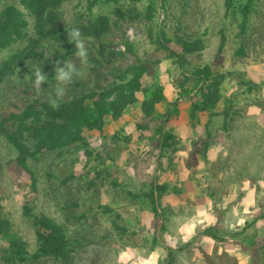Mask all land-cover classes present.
<instances>
[{"label":"rangeland","instance_id":"1","mask_svg":"<svg viewBox=\"0 0 264 264\" xmlns=\"http://www.w3.org/2000/svg\"><path fill=\"white\" fill-rule=\"evenodd\" d=\"M9 3L22 8L0 0V9ZM91 4L64 0L60 22L108 17L102 37H84L88 64L74 56L67 34L44 40L37 58L0 80V119L38 97L55 98L57 51L65 55L62 62L71 59L83 72L66 86L62 100L119 82L126 69L141 63L165 99L154 118L130 109L111 119L105 132L88 131L85 141L28 158L27 167L0 135L1 212L12 221V235L25 243L28 254L20 264H168L170 248L175 264H231L226 261L236 255V243L249 264H264V0ZM163 31L173 39L200 40L203 49L176 62L158 42ZM20 45L0 48V66ZM38 65L48 76L39 94L32 76ZM205 65L226 75L219 105L233 102L228 116L211 109L192 118L190 101L178 98L181 90L196 87L192 72ZM167 118L173 138L162 157L157 127ZM157 182L166 190L155 201L156 215L147 192ZM25 205L32 215L63 226L69 260L34 256L38 240Z\"/></svg>","mask_w":264,"mask_h":264},{"label":"trees","instance_id":"2","mask_svg":"<svg viewBox=\"0 0 264 264\" xmlns=\"http://www.w3.org/2000/svg\"><path fill=\"white\" fill-rule=\"evenodd\" d=\"M12 1L20 3L22 8L9 3L0 9V48H7L16 43L21 45L1 64L0 80H6L25 66L29 59L37 58L41 43L56 33L67 34L68 29L78 27L83 37L100 38L110 28L106 15H99L96 19L86 22H75L69 26L60 24L64 0ZM99 1L92 0L91 6ZM248 10L249 5H246L244 17L247 16ZM243 26L245 27V24ZM158 42L168 55L179 63L187 62V54L199 53L203 49L200 40H188L181 36L173 39L165 31L161 32ZM54 55L60 58L62 65L64 53L57 51ZM52 63L55 64L53 60ZM123 74L121 81L108 87L97 86L81 96L62 100L55 109L50 106L48 99L38 97L18 112L0 119V135L5 136L16 148L18 162L27 167L28 158L85 141L88 131L105 132V126L111 119H121L130 109L133 113L140 110L144 119H151L157 113V105L165 99L162 88L156 85L144 63L126 69ZM225 77L224 73L213 72L208 65L196 67L191 75L196 87L192 90L183 89L178 95L180 100L190 101L192 118L197 112L205 113L211 109H214V114L229 115V106H232L233 102L229 101L228 106L219 105L223 98L219 86ZM150 92L152 94H149ZM163 114L168 117L170 112L165 111ZM167 121L168 118L161 120L157 127L158 149L162 157L168 155L173 138L172 129L166 127ZM165 190L166 186L157 182L147 192L156 215L158 209L155 201ZM1 208L0 202V264H20L28 254L25 243L12 235V221L1 212ZM25 209L29 216H33L38 240L34 256L50 255L69 260V239L63 226L47 215H32L27 205ZM169 256L168 264H175L177 258L174 249H169Z\"/></svg>","mask_w":264,"mask_h":264},{"label":"clouds","instance_id":"3","mask_svg":"<svg viewBox=\"0 0 264 264\" xmlns=\"http://www.w3.org/2000/svg\"><path fill=\"white\" fill-rule=\"evenodd\" d=\"M67 35L69 43L75 46L74 56L79 59L81 65H87L88 48L80 29L78 27L70 28L67 30ZM62 63L63 66H61V61L57 60L54 65V80L56 81L54 89L55 98L51 94L48 98V102L53 109L59 107V103L64 97L66 86L72 84L75 78L83 75V72L77 69L76 63L73 60L69 59L67 62ZM32 76H34L33 88L39 94L42 91L41 85L47 82L48 76L43 73L39 65L34 67Z\"/></svg>","mask_w":264,"mask_h":264},{"label":"crops","instance_id":"4","mask_svg":"<svg viewBox=\"0 0 264 264\" xmlns=\"http://www.w3.org/2000/svg\"><path fill=\"white\" fill-rule=\"evenodd\" d=\"M236 249V255L235 256H233L234 258H230V260H228V261H226V262H228V263H237V264H249L250 262H249V260H250V258L248 257V256H245V257H242V255H241V246H240V244L239 243H236L235 244V246H234ZM212 248V247H211ZM222 248V247H221ZM207 252L208 253H212V251H211V249L210 248H208L207 249ZM243 252V251H242Z\"/></svg>","mask_w":264,"mask_h":264}]
</instances>
